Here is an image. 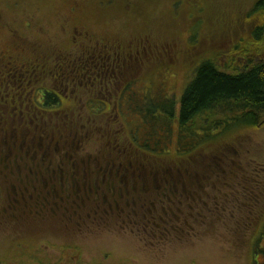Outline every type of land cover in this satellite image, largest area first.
Segmentation results:
<instances>
[{"label":"flooded vegetation","instance_id":"flooded-vegetation-1","mask_svg":"<svg viewBox=\"0 0 264 264\" xmlns=\"http://www.w3.org/2000/svg\"><path fill=\"white\" fill-rule=\"evenodd\" d=\"M19 1L21 11L16 7L24 4L6 0L0 13L2 264H63L49 260L54 245L124 264L130 255L124 244L154 249L156 242L184 241L195 235L194 226L206 227L205 219L218 215V195L224 200L226 194L171 187L172 173L151 161L172 157L176 146L177 159L190 155L182 144L193 153L214 143L215 129L233 126L241 111L228 114L229 122L212 120L214 109L200 111L184 123L190 82L178 97L153 67L162 59L180 63L185 43L178 38L179 47L171 46V36L152 32V21L140 25L152 1L64 0L67 12L43 16L42 9L33 13L36 4ZM158 49L162 59L146 70ZM149 147L171 149L164 155ZM80 148L87 154L79 155ZM189 200L203 206L195 203L196 212ZM78 241L84 249L71 245Z\"/></svg>","mask_w":264,"mask_h":264},{"label":"rangeland","instance_id":"rangeland-1","mask_svg":"<svg viewBox=\"0 0 264 264\" xmlns=\"http://www.w3.org/2000/svg\"><path fill=\"white\" fill-rule=\"evenodd\" d=\"M12 1L24 4L19 0ZM25 1L29 7L37 5L33 13L42 9L41 16L56 9L68 11V4L64 0ZM151 1L146 4L142 12L144 14L139 17L140 25L143 21H152L153 33L157 36H171V46L179 47L177 39L182 38L185 46L182 48L180 63H169L162 59L158 49V59H153L145 69L162 59L161 65L153 68L157 73L162 72L163 76H167L173 92L178 97L185 83L188 84L196 76L197 68L207 62H214L231 73H240L251 63L259 65L264 61V45L252 34L253 26L256 28L264 23V13H259L258 21V13L252 12L260 0ZM5 2L6 0H0V13L6 12ZM24 6L25 4L16 7V10L21 11ZM133 10L139 12L143 10V6L134 7ZM7 14L13 18L9 11ZM73 19L75 20L74 15ZM168 39L164 38L162 44L166 45ZM236 49L247 51V55L235 56ZM175 52L172 47V59L176 58ZM165 57L169 58L167 54ZM165 63L167 64L164 65ZM171 76L174 79H170ZM224 106L234 111L218 110L213 118L210 116L212 120L226 119L229 122L228 114L239 113L236 108L242 104L231 102ZM257 120L259 124L256 126H238L236 122L233 126L223 129L220 125L219 129H215L214 137L219 135V138L214 143L199 147L191 153V148L183 146L181 141L182 146L179 149L190 155H181L177 159L176 146L173 148L172 157L168 155L165 160L151 161L172 173L169 178L171 187L183 188L182 186L186 185L190 190L209 193L213 191L226 196L222 200L218 195V204L214 206L219 209L218 215L206 218V227L194 226L195 235L188 236L184 241L156 242L154 249H150L147 243L148 246L142 244L143 247L141 244H124L130 257L125 256L120 261L124 264H264V117H258ZM100 142L97 147L101 149ZM121 146L126 147L124 144ZM94 148L95 145L91 144V149ZM154 148H146V151ZM170 149L171 147L166 151L170 152ZM78 150L79 155L87 154L82 148ZM150 151L167 154L161 147ZM140 170L143 168L140 167ZM181 174L185 177L181 178ZM149 183L151 185L150 180ZM143 186L146 184L143 183ZM202 201L206 202V199ZM202 201L189 200L188 204L196 211L198 205L195 203L203 206ZM45 242L51 244V241ZM71 245L81 249L86 246L81 241ZM54 247L58 250L55 248L52 251L54 257L49 259L53 263L55 259L63 264L113 263L102 259L98 253L97 260H93L85 256V252L84 255L64 253L65 247ZM70 255L73 258H70Z\"/></svg>","mask_w":264,"mask_h":264},{"label":"trees","instance_id":"trees-1","mask_svg":"<svg viewBox=\"0 0 264 264\" xmlns=\"http://www.w3.org/2000/svg\"><path fill=\"white\" fill-rule=\"evenodd\" d=\"M261 11L264 13V1L254 11L258 13V21ZM253 32H256L253 34L254 38L257 41L261 40L264 45V23L256 28L253 26ZM235 53V56L247 55V51L241 49H236ZM262 53L264 54V50ZM231 102L242 104L236 108L237 111H241L237 114L240 117L236 118L238 126L259 124L258 117H264V61L259 65L251 63L240 73L223 70L214 62L201 65L197 68L196 76L189 83L183 98L182 119L186 123L200 111L212 112L213 109L228 111L230 109L224 104ZM205 127L212 128L211 125ZM186 133L187 136L191 135L190 131Z\"/></svg>","mask_w":264,"mask_h":264}]
</instances>
